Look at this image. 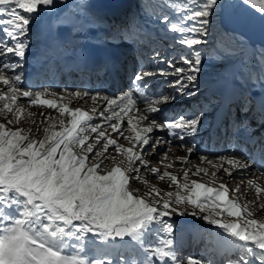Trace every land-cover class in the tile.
Masks as SVG:
<instances>
[{
  "label": "snow or ice",
  "instance_id": "snow-or-ice-1",
  "mask_svg": "<svg viewBox=\"0 0 264 264\" xmlns=\"http://www.w3.org/2000/svg\"><path fill=\"white\" fill-rule=\"evenodd\" d=\"M53 3L54 0H0V84L4 85L0 90V115L5 117L0 123V264H180L173 246L174 227L165 218L196 216L197 210L203 214L201 219L223 230L241 250L227 264H264V221L250 218L253 212L249 205H241L238 196L230 198L226 184L214 188L189 181L191 169L187 167L180 169L181 183L177 175L151 167L144 158L160 155V163L164 164L175 147L188 154L175 157V161L185 165L190 162L196 146L187 138L197 134L204 114L170 115L165 106L192 94L201 65V52L193 46L203 43L209 18L215 17L218 10L223 14L227 0H171L166 6L175 16L170 19L165 15L162 19L176 34V42L188 52L166 60L164 67L157 65L154 70L143 68L135 73L130 89L120 97L90 91L68 93L65 89L75 99L103 101L102 110L69 108L62 102L65 96L51 89L33 92L25 88L23 73L16 71L22 67L29 47L27 37L33 17ZM238 3L250 6V11L264 20V0ZM154 76H171L168 86L172 92H149L148 78ZM46 95L53 99L42 98ZM21 98H27L30 105L57 110L60 117L67 115L68 125L61 118V130L55 131V118L41 112L45 120H51L43 129V139L30 138L31 129L13 130L7 125L19 123L24 115H33L21 107ZM138 101L145 107L138 108ZM133 112L143 114L129 115ZM96 116L101 123L92 122ZM155 132H166L170 139L154 136ZM121 138L130 147L118 143ZM161 144L169 145L162 153ZM112 151L117 155L113 156ZM240 156H221L219 165L206 156L200 160L216 169L211 173L213 178L220 171L233 177L234 171L248 168ZM175 161L164 164L165 169L173 167ZM142 168L160 181L167 179L168 186L176 185L177 191L162 194L154 185L149 186V181L140 175ZM201 173L209 174L207 168L201 167L192 174ZM133 182H141L149 190L139 195ZM247 185L258 198L264 197V187L251 179ZM240 190L237 185L231 192L236 195ZM255 206L264 209V204L257 202ZM225 212L236 220L225 222L217 218ZM125 238L138 250V261L110 257L114 245L109 242ZM86 241H99L106 247L101 255H90L84 251ZM188 264L203 262L188 257Z\"/></svg>",
  "mask_w": 264,
  "mask_h": 264
},
{
  "label": "rangeland",
  "instance_id": "rangeland-1",
  "mask_svg": "<svg viewBox=\"0 0 264 264\" xmlns=\"http://www.w3.org/2000/svg\"><path fill=\"white\" fill-rule=\"evenodd\" d=\"M66 3V7L67 12L63 15H59V14H55V13H46L47 18H49L50 20V28L54 31L57 27V25H67V21H61L63 19L69 20L71 22V20H83L84 21H89L91 20H96V22L99 24L100 22L102 24H104V21L100 20V18H102L103 13L98 11V7H100V0H63ZM107 1V0H106ZM140 1V2H139ZM111 4H116V0H110L109 1ZM171 2V0H136L135 4H132L130 7V13H133V8L139 7V6H143L142 7V17H149V19L151 20H155L158 22H162V27L161 32L163 34V36L167 39L169 36H171V30L170 28L165 26V23L163 21V17L165 15H168L170 19H173V17L175 16L173 10L166 6L169 5ZM112 6V5H111ZM146 8L147 12L146 13ZM128 12V11H127ZM218 13L219 10L217 12V15L215 17H210V23L206 26L208 29V34L204 37H202L203 39V43L200 45H196L193 46L194 50H199L201 52V57L203 62L208 63L210 65V68L214 69L209 71L208 68H206V70L204 72H202V74L207 75L208 77H210L212 74H216L217 71L221 70L224 67H228L230 65H232L233 61L235 59H239L242 58L243 55L245 56L244 59V71L247 70L246 75L249 76V79L255 80L254 77H259L260 79H262V82H264V59H262V55H264V48L258 47L252 51H249L247 46L245 45V41L243 39H241L240 37H233V35L230 34H226L220 31L219 29V18H218ZM42 14V12H41ZM135 17H138V15H136ZM37 16L35 15L33 17V22L36 20ZM178 18V17H176ZM80 24V26H82V24H84V22ZM107 21H105L106 23ZM135 19L130 21V27L127 29V36H128V40L127 42L130 44V46H133V52H136L140 62V68L139 70L141 71L143 68H148L150 70H154L156 68L157 65H159V67H164L165 64L164 62L168 59H174L177 56H179L182 52L183 53H187L188 49L185 47V50H182L181 46H178V44H176L175 42H171L169 41V43H160L161 40L158 37L153 38H149L147 40V47H145L143 44V41L145 40V35L142 32L141 28L139 29L138 26L141 27V22H135ZM30 23V24H32ZM75 23V22H74ZM73 24V23H72ZM109 25H111V23H108ZM135 24V25H134ZM28 39H30V41L32 40L30 37V31L28 33ZM124 39V38H123ZM33 41V42H32ZM29 43V46L32 48L34 47L35 44V40H32ZM152 42V43H151ZM148 45H150V48H148ZM170 45V46H169ZM141 46L143 47L141 49ZM169 48H171L169 50ZM65 49L64 47H59L58 50L61 51ZM141 49V50H140ZM29 52V51H27ZM26 52V53H27ZM132 52V53H133ZM39 53V52H38ZM48 53H46L45 55H47ZM148 55V56H147ZM242 56V57H241ZM149 59L152 60V63L149 64ZM142 64H145L146 66H142ZM139 66V64H138ZM19 69V68H18ZM18 72H20V70H18ZM53 73H48L46 75L43 76L44 78V83L41 86H38V90L42 91L43 89H49L51 88L52 90L55 91H59L62 92L64 91V86L62 85L59 88H52L46 85V83H49L52 79L55 78L54 71H51ZM244 73V72H243ZM10 74V73H9ZM24 75V73H23ZM243 76V74L241 75ZM148 79V83L150 85V88H154L156 85H159L158 91L163 92V93H170L172 92V89L169 91H167V89H170V87L168 86V81L171 80V77H168L167 79H165L162 76H154V77H149ZM203 79V77L198 73L197 74V80L194 82V87L197 86V84H199V80ZM24 83V80H23ZM161 83V84H160ZM29 90H33L30 87H25ZM248 88V87H247ZM4 89V85L0 84V90ZM166 89V91H165ZM194 89V88H193ZM69 90V89H67ZM197 87L192 91L191 95H185L182 97H179L178 100L174 103L171 104L172 109L177 110L178 111L183 107V106H187L188 103L190 101H192V96L196 95L197 92ZM75 92H82L85 91L84 89L80 88V89H76L74 90ZM57 92V93H59ZM123 93H117L116 95H114V97H120ZM65 96V99L62 101L63 103H67L69 108H81L82 110H90L92 108H97L99 110H102L103 106H104V102L101 100H97L96 102L92 101L89 98H84L83 100H77L73 97H70L67 94H63ZM47 96V95H46ZM42 97L44 99H53L52 96L49 97ZM196 97V96H195ZM55 99L59 100V97H56ZM73 99V100H72ZM77 100V101H76ZM19 103L21 105L22 108L26 109L27 112L29 113H33V115L29 116V115H24L21 120L19 121V123H14L12 125H7L8 127L12 128L13 130H15V128H22L25 129L26 131L31 129V132L29 133L30 138L32 139H43L44 138V128H47L49 126V123L51 122V120H45L44 116H41L40 113L43 112L45 114V116H48L50 118H55V122H56V128L54 129L55 131H60V125H59V120L61 118L64 119L65 122V126L68 125V121H69V117L67 115H65L64 117H60V114L57 110H53V109H47L46 107H41V106H36V105H30L27 101V98H21L19 100ZM0 104H2V102H0ZM166 108H168V105L165 106ZM195 108V107H194ZM184 112H185V108H184ZM188 112H193L192 110H188ZM199 112V111H196ZM11 117V114H7ZM129 115H139V113H130ZM141 115V113H140ZM97 118L95 120H93V123H101V118L99 116H96ZM248 116H246L247 118ZM254 117H249L246 121L244 120V122H248V124H250V122H252ZM14 119V117H13ZM125 121V126H126V121H127V117L123 118ZM5 120L4 115H0V123H3ZM32 121H36V124H33ZM115 122V121H113ZM105 124H107V122H105ZM111 130V129H110ZM110 130H108L109 132H111ZM200 131V127L198 130V133ZM94 135V134H93ZM155 135V134H153ZM165 135V134H164ZM113 136H115V134H113ZM165 140H169L168 135H166L165 137H163ZM118 143L122 144L124 147H130V144L128 143V141L124 140L123 138H121ZM176 143V142H175ZM196 146V154L192 153L189 156V163L188 164H183L182 162L179 161H175V157L178 156H186L188 155L187 152L185 150H181L180 148H173L172 151L169 152V160H165L164 164H167L169 162H174L173 167L171 168H167L165 169L164 164L160 163L161 160V156L160 155H145V159L149 162V165L151 167H158L160 168L161 172L167 170L169 172H171L174 175H177L178 180H180L181 183H183V179H182V173L180 172L181 168L187 167L189 169H191V171L189 172V181L192 180H196L200 183L206 184L208 186L217 188L218 186L213 185V184H221L224 182V184L226 185H231L230 188L235 189L237 187V185L241 186L242 190H240V192L238 194H236V196L239 197V200L242 199L243 197V201H239L238 202L241 204H245L247 203L249 205V210L253 212V216L250 217L252 219H256L258 221H264V209H260L258 207H256V203L257 201H259V204H264V197L258 198L255 191L252 193H249L248 191H250V186L246 184L243 185V182L240 179H237L233 182H231L229 180V176H227L226 173H224L223 171H220L217 173V176L215 178H213L211 176V173L216 171L215 168H213L211 165L207 164V163H203L200 160L201 156H206L201 153L200 150V146H199V141L195 142ZM169 147V145L166 144H161L159 147V152L162 153L163 151H165L167 148ZM111 154L113 156H116L117 154L112 151ZM213 162L215 161V164L219 165L221 163V161H216V160H212ZM109 166L110 163H109ZM206 166V167H205ZM226 166V165H225ZM196 167H201V168H207L209 174L205 175L203 173H201L200 175H193L192 173L195 172ZM227 167V166H226ZM141 177L143 179H146L147 181H149V186L154 185L156 188L161 190V193H166V192H172L175 193L177 191L176 185H172L171 187L168 186V182L167 179L165 181H160L158 179H156L152 173L150 172H146L143 170V168L141 169V173H140ZM218 178V179H216ZM231 178V177H230ZM201 179V180H200ZM214 180V182H210V180ZM202 180L206 181L203 182ZM245 186V188H244ZM132 187L139 189V192L137 194L139 195H143L144 193H146L149 188L146 187L143 183L141 182H133L132 183ZM245 189V190H244ZM184 195H186L187 193H182ZM235 196V195H234ZM235 196V197H236ZM229 197L232 199H235L231 193H229ZM241 204V205H242ZM183 207V205L181 206ZM219 211V209H217ZM189 211H191V208H189ZM226 214L227 213H223ZM201 213H199V211L197 210V215L196 216H192V215H173V222L172 225L174 227V232H176L175 230L177 228H179L178 230L181 231L184 229V225L185 224H180L182 222V220L188 221V222H194L195 220L198 221V223L202 226H208L207 228L210 231V237L207 243L210 244V247H213L215 245V241H216V235L217 232L222 231L221 229H219L217 226L211 225L208 222H206L205 220L201 219ZM188 216V217H187ZM190 217H196V218H190ZM199 218V219H198ZM219 219V217H217ZM222 218H226V216H222ZM175 219L178 221H180V223H176ZM236 218L235 217H229L227 216V219L224 220L225 222H232L235 221ZM178 224V227H176ZM175 225V226H174ZM196 225V223L194 224ZM201 228V227H200ZM200 230V229H199ZM174 232L172 234V239L173 242H177L174 240V238H177L176 236H174ZM189 232V231H188ZM127 241V238H125V243ZM203 246L204 243L200 245V247H198V251L201 253L203 251ZM103 251H98V253L102 254ZM205 252V251H203ZM189 254V253H187ZM187 254L185 253V257L183 258L182 261H180V264H187L185 262L186 256ZM125 254H122V256ZM215 255V253H214ZM110 257L113 259L119 258L120 257V252H119V248L118 246H114V248L110 249ZM216 258V257H215ZM211 259V256H209V259L206 260L205 262H203V264H207L209 262V260ZM228 261L223 262L222 264H227Z\"/></svg>",
  "mask_w": 264,
  "mask_h": 264
},
{
  "label": "bare ground",
  "instance_id": "bare-ground-1",
  "mask_svg": "<svg viewBox=\"0 0 264 264\" xmlns=\"http://www.w3.org/2000/svg\"><path fill=\"white\" fill-rule=\"evenodd\" d=\"M110 0H100L99 2H100V7L102 8V5H106L107 6V8H108V11H109V9L113 12H115L116 14H118V12H124L125 10H127L128 9V7H129V2H132L133 0H125L124 2H121V1H118V0H116V3H117V5L114 3V4H111L110 2H109ZM65 3V2H64ZM65 5H66V3H65ZM112 5V6H111ZM115 5V6H114ZM99 8V7H98ZM100 8V9H101ZM103 8H105V6L103 7ZM55 12V11H54ZM57 13V12H56ZM113 15H115V14H113ZM37 16V18H36V20L34 21V28L35 29H33V33H31L30 34V37H31V39L32 38H36L37 40H38V42H39V49L38 50H36L35 51V49H36V46H35V44H34V47H28V49H30L31 51L32 50H34L33 52V54H29V55H27V56H25V61H26V65H27V68L30 70V74H29V78L27 79V82H28V84H30L31 86H35V82H39V78H40V74H42V72H43V70H45L46 69V64H45V61H36V59H41V57H42V55H43V51L45 50V49H47V48H50V43L48 42V40L46 39V31H45V19L43 18V16H42V14H41V12L38 14V15H36ZM64 20H66V19H64ZM75 22V23H74ZM81 21H78V20H76V21H72L71 20V26H77L79 23H80ZM73 23V24H72ZM156 25V24H155ZM153 26L152 28L155 30V27L156 26ZM74 28V27H73ZM153 29H151V30H148L149 31V33L150 34H154V33H152L153 32ZM100 31L101 30H97V32H96V34H100ZM72 33H78V34H86L85 32H80V31H72ZM27 40H28V44L31 42L30 41V39H28V37H27ZM72 37H70L69 39H67L65 42H62V44H65V45H69V42H70V45H71V43H72ZM69 45V46H70ZM246 45H247V43H246ZM248 46V45H247ZM39 52V53H38ZM245 58L243 57V59H241L238 63H240V62H242L243 60H244ZM31 60H35V62H34V65L33 66H28V63L31 61ZM65 61V60H64ZM63 61V62H64ZM202 61V60H201ZM236 61H238V59H235L232 63L233 64H235V62ZM67 64V66L71 63L70 61L69 62H66ZM203 62H201V65H200V67L201 68H203L204 67V65L202 64ZM206 65V64H205ZM67 66H64V67H67ZM238 66V64L236 65V66H230V67H224V68H222L221 70H219V71H217L216 72V74L215 75H213L212 77H211V79H207V78H205V80H203L202 81V84H204L203 85V88H202V90L201 91H204V89L206 88H209L211 85H216V84H220L223 80L224 81H232L233 82V80L235 79V76L234 75H237V67ZM23 67H21V68H19L18 70H20V73H22L23 72ZM24 69H26V67L24 68ZM203 69H200V71L199 72H201ZM26 72H27V69L25 70ZM107 76V75H106ZM241 79V78H240ZM231 83V82H230ZM36 90H33V92H35ZM51 91H53V92H56V91H54V90H51ZM201 91H199L198 92V94H196V96H198V98H199V93L201 92ZM68 93H70V92H72V91H67ZM59 93H61V94H67L66 92H59ZM50 95H47L46 97H49ZM71 97V96H70ZM73 100V99H72ZM78 100V99H77ZM76 100V101H77ZM99 100V99H98ZM145 105H143V103H140L139 101H138V104H137V107L138 108H143ZM190 108H192V106H190ZM199 110V106L197 107V106H195V108H194V112L195 111H198ZM97 117H95L94 119H96ZM106 126V125H105ZM108 130H110V129H108ZM111 131V130H110ZM153 134H155L154 136H163L164 134H166V132H155V133H153ZM182 150V149H181ZM195 152H193V154H194ZM217 154H220V153H222L223 154V152L222 151H218L217 150V152H216ZM216 154V155H217ZM227 156V155H226ZM230 156V155H229ZM219 157H221V154H220V156ZM219 157L218 158H215V157H213V158H211V160H216V161H220L219 160ZM210 158V157H209ZM214 163H215V161H214ZM227 166V165H226ZM206 167V166H205ZM216 170V169H215ZM250 171L251 170H249V169H246V170H244V171H242V172H233V177H234V179H233V177H229V180L231 181V182H233V181H235V180H237V179H240L242 182H243V185L244 184H246L247 183V181L249 180V179H251V180H253V178H251V176H249L250 175ZM262 177H264V175L262 176ZM216 179H218V178H216ZM201 180V179H200ZM215 179H213V180H210V182H213ZM203 182H206V181H204V180H202ZM254 182L255 183H259V181H257V180H254ZM207 183V182H206ZM224 183V182H223ZM214 185H219V184H214ZM228 186V188H229V193H231L232 194V196L236 199L237 198V196L235 197L234 195H233V193L231 192V188H230V186L231 185H227ZM262 187H264V184L262 185ZM242 187L240 186V189H241ZM244 188H245V186H244ZM242 190V189H241ZM245 190V189H244ZM254 191V189L251 187L250 188V191H248L249 193H252ZM245 196V195H244ZM243 196V197H244ZM243 197H242V199H240L239 201H243ZM242 204V203H241ZM243 205V204H242ZM218 211V210H217ZM222 216H226V218H222ZM173 217V216H172ZM165 218L169 223H171L172 224V222L174 221L173 220V218ZM219 219H221L222 221H224V220H226L227 219V215L226 214H222L221 216H219ZM195 224V223H194ZM191 225V226H187V230L190 232V231H193L192 232V236L194 237V238H197L199 235H200V233H201V231L202 230H204L202 227L200 228L197 224L196 225ZM175 226V225H174ZM200 229V230H199ZM204 234V233H203ZM182 238H180L179 239V244H181L182 243ZM192 240V239H191ZM99 243V242H98ZM181 251H183V249H181ZM181 251H176V253H177V257H178V259H182L183 258V254H182V252Z\"/></svg>",
  "mask_w": 264,
  "mask_h": 264
},
{
  "label": "water",
  "instance_id": "water-1",
  "mask_svg": "<svg viewBox=\"0 0 264 264\" xmlns=\"http://www.w3.org/2000/svg\"><path fill=\"white\" fill-rule=\"evenodd\" d=\"M227 10L218 13L219 25L225 32H232L245 38L251 45L264 46V20L256 12L250 11L238 3V0H227ZM48 8H56L64 12L65 6L62 0H54ZM258 11V10H257Z\"/></svg>",
  "mask_w": 264,
  "mask_h": 264
}]
</instances>
